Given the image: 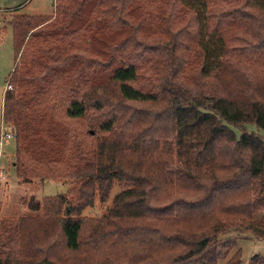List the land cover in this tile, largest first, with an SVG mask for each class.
Instances as JSON below:
<instances>
[{"label":"trees","instance_id":"obj_1","mask_svg":"<svg viewBox=\"0 0 264 264\" xmlns=\"http://www.w3.org/2000/svg\"><path fill=\"white\" fill-rule=\"evenodd\" d=\"M253 1L56 0L53 14L12 15L2 116L16 130V175L76 185L28 197L37 214L3 219L0 201V264H219L232 246L222 234L264 238V138L231 126L264 129V5ZM184 8L199 55L153 45L157 88L136 86L137 36L184 21ZM124 29L130 38L97 48ZM115 184L103 215L82 214ZM235 253L226 264L242 263Z\"/></svg>","mask_w":264,"mask_h":264},{"label":"rangeland","instance_id":"obj_2","mask_svg":"<svg viewBox=\"0 0 264 264\" xmlns=\"http://www.w3.org/2000/svg\"><path fill=\"white\" fill-rule=\"evenodd\" d=\"M55 1L56 0H0L1 7L17 6L12 10L0 11V34L3 33V38L0 41V136L9 129H12L14 133V137L9 139L8 142H4V144L0 147V201L3 203L1 212L3 219L18 217L25 214H37L38 212H33L27 207L25 201L28 197L33 195L38 199H42L45 195L67 192L76 185L74 181L65 178H32L31 181L23 182L16 175L15 127L12 124H6L1 117L4 90L8 88L7 78L14 65L11 24L12 15L16 13L53 14ZM253 4L257 7H263L264 0H256V3L254 0ZM223 7L219 10H222ZM178 11L185 14L184 21H180L176 24H168L165 21L164 24L152 23L144 27L143 34L137 36L135 42L137 45L138 43H143V45L146 46V51L143 57L136 59L140 72V78L134 82L136 86L143 87L144 89L157 88L158 73L164 70V66L163 63L157 62V54L153 49H151V46L153 45H183L191 49L193 57L199 55L200 47L191 43L190 39L187 37L188 33H191L196 29V26H190V23L192 22L193 24L194 22V12L189 8L180 9ZM165 14H168V12H163L162 15ZM130 36L129 29L120 30L110 37L109 35H106L99 38L96 42V46L102 51H108L114 43H119L126 37L130 38ZM192 40L194 43H197L196 40H194V37ZM199 66L200 65H195L196 68H199ZM134 104L137 106H143L140 103ZM64 121H66L69 126H75L80 132L84 133L86 129H88L89 122L86 118L79 120L64 118ZM231 126L238 136L241 134L242 129L246 128L248 130L257 131L264 138V129L259 128L254 122L245 123L243 126H236L234 124ZM121 189V185L115 184L112 188L110 198H108L105 202H103L100 195L97 194L94 205L86 207L82 214L92 216L94 218L100 217L103 215L107 207L112 205L113 196ZM226 238H230L232 241L231 250L226 255L222 254L218 261L219 264H226L227 260L236 254L235 252L238 248H241L242 252L241 264H249L251 257L254 255H258V261L264 262V238H259L251 232L242 231L240 229H232L222 234L221 239L223 240V244ZM73 259L74 261L76 260V254Z\"/></svg>","mask_w":264,"mask_h":264},{"label":"built area","instance_id":"obj_3","mask_svg":"<svg viewBox=\"0 0 264 264\" xmlns=\"http://www.w3.org/2000/svg\"><path fill=\"white\" fill-rule=\"evenodd\" d=\"M8 87H10L9 84H7ZM14 137V133L12 129H9L4 132L3 135L0 136V147L3 145L5 141H7L9 138Z\"/></svg>","mask_w":264,"mask_h":264},{"label":"crops","instance_id":"obj_4","mask_svg":"<svg viewBox=\"0 0 264 264\" xmlns=\"http://www.w3.org/2000/svg\"><path fill=\"white\" fill-rule=\"evenodd\" d=\"M22 4V3H21ZM14 7H17V6H11V7H9V6H5V7H1L0 6V11L1 10H12ZM2 38H3V33L2 34H0V41L2 40ZM1 44V43H0ZM12 46H13V41H12ZM13 55H14V48H13ZM13 62H14V58H13ZM13 67H14V65H13ZM13 69V68H12ZM12 71V70H11ZM4 93H5V90H4ZM3 101H4V97H3ZM2 113H3V105H2V112H1V117H2V120H3V116H2ZM9 139H11V138H9ZM8 139V140H9ZM8 140L7 141H5V143L6 142H8ZM4 144V143H3Z\"/></svg>","mask_w":264,"mask_h":264}]
</instances>
